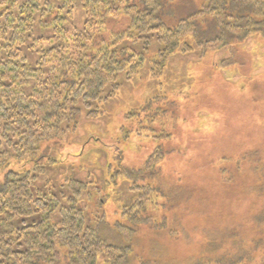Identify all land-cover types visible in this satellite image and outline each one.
<instances>
[{
    "label": "trees",
    "instance_id": "obj_1",
    "mask_svg": "<svg viewBox=\"0 0 264 264\" xmlns=\"http://www.w3.org/2000/svg\"><path fill=\"white\" fill-rule=\"evenodd\" d=\"M77 9L81 25L75 22ZM122 20L120 30H108L111 21L118 25ZM253 34L264 39V0H0V264H169L164 240L190 239L188 223L181 226L174 210L192 194L179 195L185 189L162 171L166 154L160 146L144 169L120 164L112 170L109 162L103 195L94 196L90 206L82 196L98 188L91 182L68 181L78 199L60 200L51 190L31 192L30 184L45 165L63 162L41 143L73 129L78 104L110 96L103 95L104 88L118 72L140 69L153 44L158 46L153 63L164 68L173 52L203 55ZM139 42L141 51L134 48ZM37 153L44 162L20 170ZM12 161L18 169L10 167ZM119 178L132 190L144 187L165 200L145 204L139 198L111 218L105 191L118 189ZM263 209L253 217L251 252L264 245ZM210 230L206 237L211 238L200 247L223 246L226 228ZM144 237L148 253L137 256L135 248L142 247ZM248 251L234 260L248 258Z\"/></svg>",
    "mask_w": 264,
    "mask_h": 264
},
{
    "label": "rangeland",
    "instance_id": "obj_2",
    "mask_svg": "<svg viewBox=\"0 0 264 264\" xmlns=\"http://www.w3.org/2000/svg\"><path fill=\"white\" fill-rule=\"evenodd\" d=\"M82 21L77 9L76 25ZM124 22L112 25L111 21L108 30L118 31ZM152 46L154 50L150 47L140 69L118 72L104 88L103 95L110 96L78 104L73 129L55 141L41 143V147H52L51 155L63 162L45 165L30 184L31 192L51 190L60 200L62 196L78 199L68 181L91 182L98 188L92 196H81L84 204L94 205V196L102 197L100 191L106 188L109 162L112 170L120 164L144 169L160 146L166 154L160 162L162 171L173 176L174 185L185 189L179 195L192 194L186 205L180 201L174 210L181 226L188 223L190 239L185 243L164 240L169 264L188 259L204 264H264V245L253 252L247 250L252 248L254 214L264 205V39L253 34L203 55L196 50L173 52L164 68L153 63L158 46ZM134 48L141 51L142 44ZM39 156L24 162L20 170L43 163ZM10 167L18 169L19 164L12 161ZM118 180V189L105 191L110 194L111 218L114 211L139 198L145 204L165 200L144 187L132 190L123 178ZM152 210L158 214L156 208ZM216 226L227 230L222 234L224 245L201 248L199 242L211 238L206 236ZM147 240L144 237L141 243ZM143 245L135 248L137 256L148 253L149 243L146 248ZM243 250L249 252L248 258L235 261Z\"/></svg>",
    "mask_w": 264,
    "mask_h": 264
}]
</instances>
